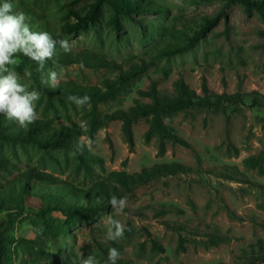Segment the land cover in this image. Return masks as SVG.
<instances>
[{
    "label": "rangeland",
    "instance_id": "1",
    "mask_svg": "<svg viewBox=\"0 0 264 264\" xmlns=\"http://www.w3.org/2000/svg\"><path fill=\"white\" fill-rule=\"evenodd\" d=\"M24 1L32 6L37 1V7H34L38 9L39 5L47 18L57 22L58 19L52 16L56 0ZM150 1L164 5V15L141 12L118 17V29L114 32L116 19L108 8L102 6L86 30L76 33L66 25L62 35L73 43L72 50H89L121 63L123 68L140 59L153 63L131 84L121 106L124 109L138 97V89L148 86L151 78L159 79L161 90L172 91L173 81L181 76L199 94L202 93L201 83L205 78L212 91L240 93L241 100L235 104H223L217 109H199L194 112L193 119L188 113L176 115L172 125L191 147L168 143L165 154L159 157L156 156L155 139L147 144L142 139L148 126L145 119H139L132 125L134 145L131 150L124 140L120 120H112L107 127L99 130L90 149L103 159L107 171L133 173L154 163L170 161L190 165L193 171L141 185L126 198L127 206L122 211L113 208L93 221L77 222L68 234L59 238L60 247L47 245L52 253L49 263L69 261L68 264H80L84 256L91 255L98 264H104L99 261L95 247L112 241L122 248L120 257L132 264H239L241 262L237 257L241 250L264 237V210L260 208L264 205V174L246 170L242 165L245 157L264 150V108L255 106L250 94L252 91L264 94V45L257 34L263 28V22L257 13L247 16L240 4L224 0ZM61 3L64 8L84 6L89 9L93 0L74 4L61 0ZM220 11L225 17L222 15L210 30L180 54L160 58L155 55L157 47L170 41L161 28L152 34L149 41L141 39L142 29L146 31L150 26H140L139 19L168 29H182L188 35L184 40L189 41V37L199 30L198 24L204 21L203 17ZM9 70L16 72L19 82L29 90H37L31 87L27 72ZM52 71L57 73L59 81L91 85L99 84L103 78L113 77L116 73L113 69H91L77 63L55 64ZM117 107L116 104L100 105L101 114ZM41 109L42 102L36 101L38 114ZM72 120L79 126L83 123L79 111L72 116ZM61 123V118L56 121V125ZM232 145L239 150L237 155L233 154ZM20 159L22 169L35 162L34 157ZM235 166L242 175L233 168ZM245 177L248 182H240ZM69 179L76 183L81 179L80 174ZM26 205L35 212L40 200L27 197ZM227 210L233 215L229 216ZM48 216L55 224L65 220V216L58 211ZM3 217L1 214L0 223ZM110 218L126 226L122 239H107ZM213 231H219L230 240L204 249L202 241L207 239L204 235ZM13 234L28 239L35 237L28 220L17 224ZM12 254L16 263L28 259L21 255L18 248L12 250Z\"/></svg>",
    "mask_w": 264,
    "mask_h": 264
},
{
    "label": "trees",
    "instance_id": "2",
    "mask_svg": "<svg viewBox=\"0 0 264 264\" xmlns=\"http://www.w3.org/2000/svg\"><path fill=\"white\" fill-rule=\"evenodd\" d=\"M78 1L84 0H68V3L74 4ZM224 1L240 4L247 16L257 13L263 22V28L259 29L257 34L264 45V0ZM3 2L4 0H0V3ZM10 2L13 3L15 11L26 15L27 22L33 31H46L57 40L65 39L62 31L66 30V25L71 26V30L76 33L86 30L89 22L96 18L102 6L108 8L116 19L114 32L118 29V17H128L132 13L141 12L164 15L166 12L164 5L150 0H93L89 9L84 6L77 9L64 8L61 0H56L52 16L58 20L52 22L45 13L40 11L39 5L38 9L35 8L37 1H34L33 6L24 0H10ZM222 15L225 17L220 11V13L203 17L204 21L198 24L199 30L193 37H189V41L184 40L188 35L182 29H168L153 25L151 22L144 23L141 19L138 20V24L150 26L146 31L142 29L141 39L144 42L152 39V34L157 33V29L163 30L170 41H165L160 48L157 47L155 55L158 58L170 57L182 53L189 44L201 38ZM71 18L74 21H70ZM14 60L16 62L9 65V69L28 73L31 87L40 91L38 102H42V109L38 114L39 118L27 128L20 127L17 122L0 114V215L4 216L0 223V264H68L69 261L68 263L59 261L49 263L52 253L47 249V245L60 247L59 238L68 234L69 229L77 222L93 221L101 213L112 211L114 208L110 204L112 196L118 199L127 198L134 194L139 186L158 178L193 171L190 165L179 161L154 163L133 173L125 170L107 171L103 159L87 146V140L93 141L91 145L93 147L96 133L107 127L110 121H121L124 140L131 150L134 145L132 125L139 119H145L148 126L142 134V139L146 144L155 139L156 156L159 157L165 154L168 143L191 147L172 125L176 115L188 113L193 119L194 112L199 109L210 107L217 109L223 104H235L241 100L240 93L212 91L205 78L202 79L201 94L191 88L181 76L173 81L172 91L161 90L158 87L159 79L151 78L148 86L145 89H138V97L124 109L121 106L125 95L131 89V84L147 72L153 65L152 62L140 59L139 62L130 63L127 68H123L121 63L108 60L89 50H72L65 53L59 45L53 60L45 62L43 72L37 70L36 62L22 54H17ZM73 63L91 69H113L116 73L113 77H105L99 84L92 85L59 81L58 86L53 88L43 83L55 64ZM164 76L167 77V73H164ZM250 94L252 103L264 108V94L257 91H252ZM69 95H88L91 97V102L78 108L68 101ZM106 104H116L118 107L102 115L100 105ZM78 111L83 123H86V128L72 120V116H75ZM60 118L63 123L56 125V121ZM78 144L85 145L82 151L78 149ZM230 145L231 143L228 142V146ZM232 147L233 154L237 155L239 150L234 145ZM2 150L6 152L3 153ZM74 151L77 154L70 155ZM21 157L28 159L34 157L35 162L22 169L19 165ZM242 165L246 170H256L258 174H264V150L245 157ZM233 168L242 175L236 166ZM79 174L81 179L76 183L69 179L70 176ZM9 176L11 179H8ZM241 180L240 182H248L246 177ZM27 197L40 200V205L35 212L28 209ZM260 208L264 210V205ZM53 211L62 213L65 220L55 224L53 218L48 216ZM162 212L165 213V211ZM227 212L229 216L233 215L230 210ZM24 220H28L33 227L34 238L16 237L13 234L17 224ZM204 236L207 238L202 241L204 249L230 240V237L222 235L219 231L209 232ZM15 248H18L21 255L28 259H21L20 263H16L12 254ZM110 248H116L120 254L123 252L122 248L112 241L99 244L95 247V253L100 262L108 264ZM237 258L241 262L239 264L264 263V237L256 239L255 242L243 248ZM116 264L132 263L130 260L119 257Z\"/></svg>",
    "mask_w": 264,
    "mask_h": 264
},
{
    "label": "clouds",
    "instance_id": "3",
    "mask_svg": "<svg viewBox=\"0 0 264 264\" xmlns=\"http://www.w3.org/2000/svg\"><path fill=\"white\" fill-rule=\"evenodd\" d=\"M27 20L28 18L23 12L14 10L13 3L10 0H4L3 3H0V114L17 122L22 128H27L39 118L36 101L40 99V92L29 90L26 85L20 83L17 73L10 71L8 66L15 63L14 57L17 54H22L36 62L37 70L43 72L45 62L53 60L55 57L57 45L65 53L71 52L73 48V43H70L68 39L57 40L46 31H33ZM43 83L49 87H57L59 84L57 73L49 71ZM67 99L78 108L91 102V97L88 95H69ZM81 126L86 128V123H82ZM92 143L91 139L87 140L89 148ZM84 147L85 145L78 144L80 151ZM76 154L74 151L70 155L75 156ZM110 204L118 211H122L127 206V200L126 198L118 199L116 196H112ZM109 224L111 226L107 232V239H122L126 226L111 218ZM119 257L120 252L116 248H110L108 251V264H116ZM80 264H98V261L94 256L89 255L83 258Z\"/></svg>",
    "mask_w": 264,
    "mask_h": 264
},
{
    "label": "crops",
    "instance_id": "4",
    "mask_svg": "<svg viewBox=\"0 0 264 264\" xmlns=\"http://www.w3.org/2000/svg\"><path fill=\"white\" fill-rule=\"evenodd\" d=\"M2 220H3V218H2ZM2 220H1V221H2Z\"/></svg>",
    "mask_w": 264,
    "mask_h": 264
}]
</instances>
